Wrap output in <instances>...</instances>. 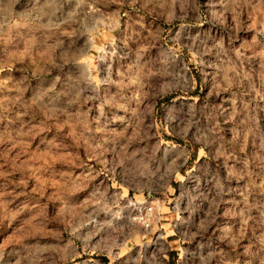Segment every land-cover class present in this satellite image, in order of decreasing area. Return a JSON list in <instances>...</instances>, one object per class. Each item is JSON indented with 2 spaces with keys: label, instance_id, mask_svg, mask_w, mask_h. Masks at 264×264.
Wrapping results in <instances>:
<instances>
[{
  "label": "rangeland",
  "instance_id": "rangeland-1",
  "mask_svg": "<svg viewBox=\"0 0 264 264\" xmlns=\"http://www.w3.org/2000/svg\"><path fill=\"white\" fill-rule=\"evenodd\" d=\"M0 264H264V0H0Z\"/></svg>",
  "mask_w": 264,
  "mask_h": 264
},
{
  "label": "built area",
  "instance_id": "built-area-1",
  "mask_svg": "<svg viewBox=\"0 0 264 264\" xmlns=\"http://www.w3.org/2000/svg\"><path fill=\"white\" fill-rule=\"evenodd\" d=\"M151 215H152V208L151 207L145 208V212L140 215L139 219L145 227L149 226Z\"/></svg>",
  "mask_w": 264,
  "mask_h": 264
}]
</instances>
